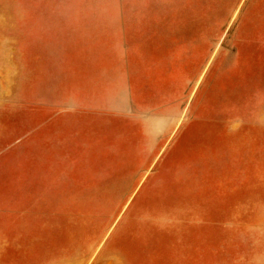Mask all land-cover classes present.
<instances>
[{
  "label": "rangeland",
  "instance_id": "obj_1",
  "mask_svg": "<svg viewBox=\"0 0 264 264\" xmlns=\"http://www.w3.org/2000/svg\"><path fill=\"white\" fill-rule=\"evenodd\" d=\"M0 264H264V0H0Z\"/></svg>",
  "mask_w": 264,
  "mask_h": 264
},
{
  "label": "bare ground",
  "instance_id": "obj_2",
  "mask_svg": "<svg viewBox=\"0 0 264 264\" xmlns=\"http://www.w3.org/2000/svg\"><path fill=\"white\" fill-rule=\"evenodd\" d=\"M188 13H189V11H187L185 13V15H187ZM195 13L196 12H194V10H193L192 12H190L188 14V15H190L189 18H187L186 20L185 19L182 20L181 23H183V29L177 31L178 34H181V33L184 34L186 32L187 28H189V27H194L196 25H202L203 26V24L205 23V21H204L205 19L203 17H201V16L200 17H197V15ZM207 52H208L207 54L209 55V49L207 50ZM201 66H202V63L201 64L199 63V65H197V70H196L197 73H196V75L198 74Z\"/></svg>",
  "mask_w": 264,
  "mask_h": 264
}]
</instances>
